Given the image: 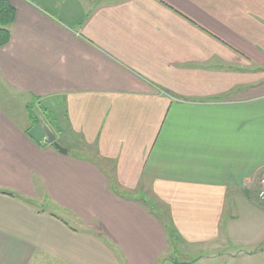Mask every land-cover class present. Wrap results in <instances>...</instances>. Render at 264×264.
<instances>
[{
	"label": "crops",
	"instance_id": "crops-1",
	"mask_svg": "<svg viewBox=\"0 0 264 264\" xmlns=\"http://www.w3.org/2000/svg\"><path fill=\"white\" fill-rule=\"evenodd\" d=\"M10 3L0 91L68 153L29 102L22 124L0 110V264H153L170 238L200 264L242 213L256 253L222 258L264 261V0ZM36 184L101 227L27 206Z\"/></svg>",
	"mask_w": 264,
	"mask_h": 264
},
{
	"label": "rangeland",
	"instance_id": "rangeland-1",
	"mask_svg": "<svg viewBox=\"0 0 264 264\" xmlns=\"http://www.w3.org/2000/svg\"><path fill=\"white\" fill-rule=\"evenodd\" d=\"M0 97H2L4 100L8 101V103L3 104L5 102H1L3 100L0 99V110H3L5 112L9 113L10 115H12L15 118V120H17L19 123L22 124V122H23L22 117H26L25 113H24V106H23V103L25 104L26 102L27 103L29 102V104H30L29 109H26L27 113H31L34 116L35 115L34 113L37 112V114H39L45 120V117H44L45 110L42 109L36 101H30V99H28L27 97L24 98L23 96H15V97H13L12 95L8 96L5 92H2V91H0ZM29 104H27V105H29ZM25 124H26V120H25ZM35 188H36L35 193L30 194V192H28V191L26 192L27 194H26L25 202L27 203V206H29L35 210L47 211V212L57 214V215H59V217L61 219H63L64 221L69 223V225H71L75 228L86 229V225L89 227L86 230L92 229L91 228L92 225L95 228H97L98 226L101 227L100 226L101 224H99L97 220H95V222H93L92 225L88 224L86 222H80V223L76 222L75 223L73 221V217L68 216V214H66L65 212H63L62 210H60L58 207L55 206L53 201L44 192L42 186L36 184ZM263 190H264V185H263L262 180H261L259 183V187L255 189V192H251L253 194V195L251 194L252 199L254 200V202L256 204H259V205H257L258 207H261V206L264 207V200H261V199L258 200V197H260V193ZM254 193H255V195H254ZM139 200H141V199H139ZM152 205H153V202H151V205L149 203L147 204V206L151 210H153V211L155 210V212L157 214H160L161 212L166 214V211L162 210L163 207L161 204L154 203V207H152ZM240 216L242 218V221L238 222V223L243 224L244 227L242 229V233H240L238 236L235 237L234 243L224 242L225 244H222V246L218 247L217 249L214 248L215 249L214 251L216 253L215 256L217 258L214 259L213 261L210 260V261L202 262L200 264H264V261L258 262V261H251L250 260V258H261L259 256L248 257L242 261L241 260L232 261L230 259L222 258L223 256L227 255L228 253L233 255V256H239V257L246 256L248 254L247 252H251V251L253 252V254L256 253L252 246L248 245L249 248L247 247V244H249L253 241V233L248 228L250 216L246 215L245 213H242ZM89 231H91V230H89ZM169 243H170V247H169L168 251H166L164 254H162L159 257V259L157 261H155L153 264L178 263L177 261H180L185 256V254H184L185 250L184 249L186 248V246L188 248V245L182 246L179 243H175V240L172 238H170ZM117 254H118V252H117ZM186 256H191V255L187 254ZM262 257H264V255ZM46 260L47 259L43 258V264H51L50 262H48Z\"/></svg>",
	"mask_w": 264,
	"mask_h": 264
},
{
	"label": "trees",
	"instance_id": "trees-1",
	"mask_svg": "<svg viewBox=\"0 0 264 264\" xmlns=\"http://www.w3.org/2000/svg\"><path fill=\"white\" fill-rule=\"evenodd\" d=\"M16 17V11L14 7L11 5L10 0H0V47H3L6 45L11 37V27L15 21ZM29 105H27V109H29ZM33 114L28 113L29 120L32 125H40L38 117H37V112ZM46 121L50 122V117L51 115L47 110H45V115H44ZM34 118V119H33ZM154 214H156L155 211L152 210ZM158 217V215H155ZM160 218V217H159ZM162 219V218H161Z\"/></svg>",
	"mask_w": 264,
	"mask_h": 264
},
{
	"label": "water",
	"instance_id": "water-1",
	"mask_svg": "<svg viewBox=\"0 0 264 264\" xmlns=\"http://www.w3.org/2000/svg\"><path fill=\"white\" fill-rule=\"evenodd\" d=\"M40 126L42 127L46 138H47V142L52 145L55 149H57L61 154L66 155L68 153V151L66 149H64L58 142H57V137L54 134V132L52 131V129L48 126V124L45 122V120L39 115L37 114Z\"/></svg>",
	"mask_w": 264,
	"mask_h": 264
},
{
	"label": "built area",
	"instance_id": "built-area-1",
	"mask_svg": "<svg viewBox=\"0 0 264 264\" xmlns=\"http://www.w3.org/2000/svg\"><path fill=\"white\" fill-rule=\"evenodd\" d=\"M262 183L264 185V175H263V178H262ZM259 196V195H258ZM261 199V200H264V190L260 193V197H258V200Z\"/></svg>",
	"mask_w": 264,
	"mask_h": 264
},
{
	"label": "bare ground",
	"instance_id": "bare-ground-1",
	"mask_svg": "<svg viewBox=\"0 0 264 264\" xmlns=\"http://www.w3.org/2000/svg\"><path fill=\"white\" fill-rule=\"evenodd\" d=\"M260 192V191H259Z\"/></svg>",
	"mask_w": 264,
	"mask_h": 264
}]
</instances>
